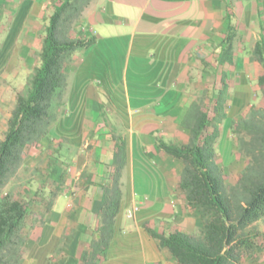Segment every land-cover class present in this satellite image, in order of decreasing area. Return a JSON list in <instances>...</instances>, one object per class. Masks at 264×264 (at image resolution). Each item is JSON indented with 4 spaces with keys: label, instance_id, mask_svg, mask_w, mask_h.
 I'll use <instances>...</instances> for the list:
<instances>
[{
    "label": "crops",
    "instance_id": "crops-1",
    "mask_svg": "<svg viewBox=\"0 0 264 264\" xmlns=\"http://www.w3.org/2000/svg\"><path fill=\"white\" fill-rule=\"evenodd\" d=\"M59 1L22 0L18 14ZM70 1L75 37L91 42L66 64L63 113L40 140L45 167L27 185L35 188L21 264H84L115 182L121 198L97 264H180L150 231L192 233L199 218L178 187L182 161L160 142L187 143L189 110L208 111L221 121L215 160L224 183L236 182L246 159L231 122L257 99L249 51L264 38V0Z\"/></svg>",
    "mask_w": 264,
    "mask_h": 264
},
{
    "label": "trees",
    "instance_id": "trees-1",
    "mask_svg": "<svg viewBox=\"0 0 264 264\" xmlns=\"http://www.w3.org/2000/svg\"><path fill=\"white\" fill-rule=\"evenodd\" d=\"M70 0L55 3L43 32L38 50L39 64L27 78L24 89L16 95L0 140V264H21L24 237L22 230L29 202L4 186L22 163L25 150L48 136L50 126L63 113L67 85L66 64L76 52L91 42L85 37H70ZM252 58L262 72L257 84L264 97V38L251 49ZM187 143L160 142L168 154L182 161L178 187L186 204L199 218L192 233L174 230L168 234L150 231L161 248H167L180 264H236L242 254L261 250L264 235L255 222L264 219V106L252 107L246 115L231 122L236 153L246 159L234 184L226 185L215 160V142L221 121H210L208 111L195 105L188 112ZM124 158V147H118ZM121 192L115 182L108 190L101 209L100 237L92 242V254L84 264H97L99 252H105L112 235Z\"/></svg>",
    "mask_w": 264,
    "mask_h": 264
},
{
    "label": "rangeland",
    "instance_id": "rangeland-1",
    "mask_svg": "<svg viewBox=\"0 0 264 264\" xmlns=\"http://www.w3.org/2000/svg\"><path fill=\"white\" fill-rule=\"evenodd\" d=\"M21 3L22 0H0V140L4 138L7 120L15 105L17 93L24 89L28 76L39 64L38 50L41 47L44 36L43 30L47 25L48 17L53 11V7H51L47 13L44 12L38 15L26 14L23 19V15L18 14ZM74 24H69L66 29L67 35L72 38L77 33L76 26L78 25ZM252 48H250V51ZM255 65L254 74L257 76L262 72V69L260 70L261 66L257 61H255ZM256 85L258 91L257 99L249 109L264 106V97L260 93L258 84ZM62 109L64 110V108ZM233 137L235 139V136ZM59 141L62 142L63 137ZM39 146L40 141L25 150L22 163L4 186L3 192L11 190L16 195L24 196L25 199H28V191H30L27 188L28 183L39 178L41 176L39 169H44L45 167L43 166L44 162L38 156ZM34 188L35 186L31 187V191ZM29 215L30 212L27 216V226L24 225L22 230L23 237L25 236V229L31 223ZM255 226L264 235V219L255 222ZM260 241H262L261 245L264 248V237ZM25 253L26 249L23 246L22 255L24 256ZM263 258L264 250L255 249L251 253L242 254L236 264H255V262L262 261Z\"/></svg>",
    "mask_w": 264,
    "mask_h": 264
},
{
    "label": "built area",
    "instance_id": "built-area-1",
    "mask_svg": "<svg viewBox=\"0 0 264 264\" xmlns=\"http://www.w3.org/2000/svg\"><path fill=\"white\" fill-rule=\"evenodd\" d=\"M133 213V210L128 211V216H131Z\"/></svg>",
    "mask_w": 264,
    "mask_h": 264
}]
</instances>
